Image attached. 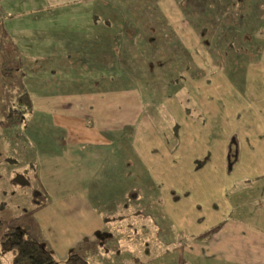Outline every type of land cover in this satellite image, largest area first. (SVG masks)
I'll return each mask as SVG.
<instances>
[{
  "label": "rangeland",
  "instance_id": "obj_1",
  "mask_svg": "<svg viewBox=\"0 0 264 264\" xmlns=\"http://www.w3.org/2000/svg\"><path fill=\"white\" fill-rule=\"evenodd\" d=\"M157 1L0 0V264H12L14 255L7 245L19 230L41 242L57 264H64L71 253L79 252L70 251L81 246L76 245L77 234L85 230L78 227L102 219L107 220L104 229L112 236L91 253L94 264H133L135 256L139 264H156L155 256L163 251L176 254L180 236L196 239L190 236H198L201 229L197 225L207 229L208 236L216 220H225L224 209L222 214L213 205L193 202L199 198L196 192L191 195L182 190L180 181L161 177L163 171L157 167L182 151L181 147L167 150L171 152L168 155L161 140L172 143L179 138L181 127L169 107L178 105L190 114L197 107V100L188 94L189 84L183 82L184 72L200 80L196 84L201 92L206 94L205 86L210 84L209 89L217 94L225 90V80L230 84L242 79L248 57H261V37L246 40L244 35L235 34L237 21L236 26H229L231 17L236 19L239 14L260 18L264 0L182 3L206 18L205 31L228 33L221 38L235 42L220 52L207 50L200 43V35L193 39L196 35L178 28L177 11H183L180 4L159 8ZM158 8L172 16L173 33L165 27L168 20L158 17ZM151 15L158 19H150ZM151 22L157 27L150 26ZM77 27L95 28L94 35L87 37L86 47L78 52L49 40V29H62V35L55 38H65L68 30ZM206 37L209 40L210 35ZM70 55L71 61L67 59ZM82 88L121 91L128 96L126 115L119 120L123 126L104 130L109 147L101 152V163L105 157L101 166L93 156L100 152L92 148L84 152L83 142L73 137L75 131L64 125L65 118L34 108L19 121L7 119L9 108L22 91L29 92L33 106L32 96L42 90L60 93ZM171 99L174 103L167 104ZM194 114L206 119L200 110ZM76 122L90 125L86 116ZM71 148L81 154L72 163ZM86 154H93L92 159ZM210 162H196L197 167L202 164L207 168L205 177L210 174ZM227 176L230 180V172ZM226 188L228 195L232 187ZM233 194L224 199L226 206L232 205ZM248 197L261 198L259 193ZM181 220L195 226H184ZM130 236L135 238L130 243L136 247L132 252L128 244L125 248L119 244ZM148 246L150 251H144Z\"/></svg>",
  "mask_w": 264,
  "mask_h": 264
},
{
  "label": "crops",
  "instance_id": "obj_2",
  "mask_svg": "<svg viewBox=\"0 0 264 264\" xmlns=\"http://www.w3.org/2000/svg\"><path fill=\"white\" fill-rule=\"evenodd\" d=\"M181 1L184 2L185 0H158L157 2L159 8H165L169 3L174 4L175 7V4H180ZM188 1L194 3V0ZM201 1L198 0V3ZM190 5L191 3H189ZM182 10L177 11V17L180 18L178 28H184V32H190L191 36L196 35L193 37L196 39L202 28L208 25L205 23L206 18L201 17L198 10L192 11L185 8ZM160 12L161 15L158 17L168 20L165 27L171 29L170 33H173L175 23L169 19L172 16L167 10L162 9ZM260 12H262L260 18L246 16L244 24L237 22L239 29H246L248 33L252 32L254 26L261 23L260 31L256 32L255 37H261L264 40V1ZM158 17L151 15L150 19L157 20ZM231 20L229 27L232 28L236 26L237 18L231 17ZM150 26L157 27L152 22ZM47 31L51 33L48 34L51 35L50 41L60 42L61 44L57 45L78 52L86 47L88 44L87 37L94 35L95 28L77 27L75 31L68 30L64 34L65 38H55V36L62 35V29H49ZM154 33L157 34V32ZM208 33L221 34L223 32ZM124 34H127L126 30ZM197 44L198 42L193 43L195 47ZM186 47L184 48L191 51L189 46ZM69 61H71L70 58ZM247 63L242 79L238 82L231 81L228 84L223 77L219 76L225 80V90H219L217 94H213L212 90L209 89L210 84L205 86L206 94H204L205 92L203 93L197 88L199 85L196 83L200 81L197 80V77L190 76L187 72L182 74L183 82L189 84L188 94L197 100V107L194 111L200 110L205 114L206 119L205 117L204 119L197 117L195 112L193 114L187 113L178 105L169 107L177 119L179 127H181L177 133L179 138L174 139L172 143L160 140L164 151L180 149V147L182 151L181 155L175 154L174 156L172 154L170 162L160 167L157 165V169L160 168L159 170L163 171L162 178L168 180L173 178V181H180L183 185V191H189L191 195L196 192L194 194L199 195V198L193 202H199L205 207L213 205L215 211H220L223 214L224 209L226 214H223L224 221H215L212 226L214 231L208 235V238H204L205 234H202L207 229L203 228L201 224L197 225L199 230L201 229L198 236H190L196 239L190 241L189 236L187 239L181 238V241H178L176 254L173 250H165L161 256H155L156 264H264V48H261V57H248ZM79 80L84 81L83 79ZM92 82L91 80L88 83ZM79 86L81 88V84ZM127 98V94L121 91L84 89L60 93L42 90L40 94L32 96L33 108L44 110L42 113L66 119V121L58 120L65 121L64 125L75 131L73 137L83 142L81 146L84 147V152L88 148L98 150L100 155L86 154V158L92 159L93 155L99 159V163H101V155L109 147V141L106 139L104 130L109 131L112 128L123 126L120 121L126 115ZM172 101V99L169 100L167 104ZM137 111L139 115L141 107ZM85 116L90 122L88 127L76 122ZM167 145H172L173 148H168ZM70 155L72 156L71 159H74L81 154H76V148H71ZM205 160L207 162L211 160L209 166L211 171L207 177H205L207 168L202 165ZM198 161L202 162V166H196ZM155 162H159L158 157L155 158ZM100 169V167L97 168V171ZM229 172L230 180L227 176ZM184 180L186 184H184ZM244 180L251 181L247 184ZM188 181L196 184L197 187L189 185ZM228 186H231L232 189H229L230 192L226 195V189H228L226 187ZM257 193L261 198L250 199L248 197ZM232 194L234 195L232 205L226 206L224 199L231 197ZM242 200H245L243 201L244 204H242ZM178 205L175 206L178 207ZM166 207L169 210L167 204ZM187 208L190 209V207ZM240 208L245 209V211L242 209L243 212H241ZM106 224L107 220L102 219L98 222L94 221L93 224L86 223L84 227H78L85 230L77 234L80 238L77 236L76 245L81 244V246L80 249L71 247L70 251L79 250L77 253L79 256L87 260L89 264H94L91 253L102 248L103 244L112 236L109 230L104 229ZM181 224L188 227L195 226L185 224L182 220ZM176 226L178 227L177 224ZM131 239L135 238L130 236L128 241L123 238L119 242L120 246L125 248V245L128 244L131 252L134 251L136 247L130 244Z\"/></svg>",
  "mask_w": 264,
  "mask_h": 264
},
{
  "label": "trees",
  "instance_id": "obj_3",
  "mask_svg": "<svg viewBox=\"0 0 264 264\" xmlns=\"http://www.w3.org/2000/svg\"><path fill=\"white\" fill-rule=\"evenodd\" d=\"M182 3L183 2L181 1L180 6L183 7ZM184 8L185 7H183V9ZM236 18H237L236 21H238L239 23L243 22L244 24V22L246 21L243 14H239ZM186 20L188 19L186 18ZM260 28H261V23L254 26L252 32L249 33L246 32V29L240 28L237 31V35H244L246 40H248L253 38L255 33L260 31ZM227 34L228 33L212 34L205 31V28H202V31L199 33L201 39L200 43L203 44L207 48V50L209 48V50L212 52H220V50L222 51V49H228L231 47V44L235 43L230 38L227 40H223L221 38L222 35H227ZM206 35H210L209 40L208 37H206ZM211 38H213V41L210 40ZM72 52L74 51L72 50ZM70 57L71 55L68 56L67 59L69 60ZM67 63L69 64L70 62L67 61ZM187 68L188 66L186 67V69ZM14 69L17 70V67H15ZM33 110L34 108L31 103L29 92L22 91V93L14 100L12 107L9 108V115L7 119L9 122L19 121L20 119L23 118V116L26 113L33 112ZM185 111L189 113L188 112L189 110L187 108L185 109ZM72 160L73 158L71 159V163ZM93 162H97V161H93ZM97 164L100 165L101 163L97 162ZM130 196L136 197L137 194L130 193ZM41 205L45 206V204H41ZM17 219L18 218L16 217L12 221H15ZM213 231L214 229L211 227V229L208 231L209 235H211ZM204 234H205L204 238L209 237L206 236V232H204ZM181 238L182 237L180 236L179 241H181ZM204 238H200V239H204ZM3 240H4L3 242H5L6 239ZM7 246L10 247L14 255L12 264H57L52 253L41 242L37 241L35 238L28 235L24 230H19L15 232L14 236L10 238V241ZM144 251H150L149 246L145 247ZM139 262L140 261L138 260V257L134 258L133 264H139ZM64 264H89V262L84 258H82L81 256H79L78 254L71 253L68 256V258L65 260Z\"/></svg>",
  "mask_w": 264,
  "mask_h": 264
},
{
  "label": "flooded vegetation",
  "instance_id": "obj_4",
  "mask_svg": "<svg viewBox=\"0 0 264 264\" xmlns=\"http://www.w3.org/2000/svg\"><path fill=\"white\" fill-rule=\"evenodd\" d=\"M19 181H21V182H22V179H19Z\"/></svg>",
  "mask_w": 264,
  "mask_h": 264
}]
</instances>
